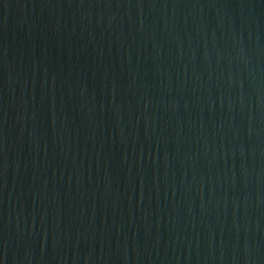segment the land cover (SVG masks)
<instances>
[{
  "label": "water",
  "instance_id": "95a60500",
  "mask_svg": "<svg viewBox=\"0 0 264 264\" xmlns=\"http://www.w3.org/2000/svg\"><path fill=\"white\" fill-rule=\"evenodd\" d=\"M0 264H264V0H0Z\"/></svg>",
  "mask_w": 264,
  "mask_h": 264
}]
</instances>
